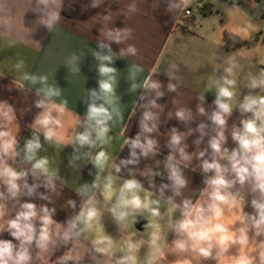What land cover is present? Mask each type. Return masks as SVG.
Masks as SVG:
<instances>
[{"label":"clouds","instance_id":"1","mask_svg":"<svg viewBox=\"0 0 264 264\" xmlns=\"http://www.w3.org/2000/svg\"><path fill=\"white\" fill-rule=\"evenodd\" d=\"M191 3L167 0L166 10L177 20L185 12L191 15ZM104 4L105 0H91L89 7ZM63 8L64 0H30L21 21L28 40L41 46L31 38L36 29L24 27L25 12L30 10L37 16L36 26L54 33L61 26ZM105 11L103 19L108 27L100 30L104 38L99 39L98 50L89 49L97 62L98 88L86 91L82 98L86 105L83 117L69 112L55 73L26 71L23 58L12 65L13 85L25 96L34 89V107L40 111L28 125L30 138L20 146L17 110L0 101V235L6 232L12 238H0V264H83L86 255L90 264H160L161 260L167 264H221L225 258L226 264H264V57H255L259 70L247 72L243 85L247 92L242 94L236 78L241 68L236 55L218 51L224 44L221 33L210 62L226 66L214 69L212 78L195 96V112L187 106L178 107L164 120L161 114L166 105L157 101L166 93L165 86L154 79L159 74L157 69L144 76L142 63L128 64L127 91H141L131 102L127 119L131 121L137 110L141 114L138 132L134 137L126 136L120 148L127 146L129 155L118 159L109 151L114 140L111 133L122 125L120 135H125L129 124L117 94L120 73L113 64L117 59L142 57L135 44L127 43L134 38V29L109 27L112 11ZM139 11L138 0H132L120 14L127 24ZM223 11L230 22L241 7L232 0L231 7L223 5ZM196 19L202 18L198 14ZM219 19L216 16L217 22ZM262 30L264 22L245 19L230 37L233 44L237 38L251 41ZM0 39L6 40L8 47L28 42L18 27L16 0H0ZM112 42L124 45L119 53L113 51ZM84 57L76 52L66 57L63 65L70 75L81 74ZM179 70L175 61L170 62L167 92L178 94L182 83ZM209 92L215 96L211 111L204 106ZM176 103L173 99V106ZM234 110L240 114L239 124L229 125ZM22 111H31V106ZM66 114L74 117L67 129L62 119ZM173 117L186 131L172 126L162 133L161 124ZM195 121L199 122L193 128ZM194 133L198 136L192 140L195 150L190 152L187 141ZM161 136L166 137L163 146L169 150L162 160L157 159ZM229 137L234 147L227 146ZM46 145L62 149L71 146L70 169L79 171L88 164L95 169L89 172L94 179L75 190L79 204L75 199L65 200L63 208L72 211L64 222L54 217L66 186L58 170L51 168V158L41 155L48 151ZM142 161L151 163L141 168ZM189 169L199 171L203 187L192 189V195L185 197ZM157 177L161 178L159 184ZM37 199L44 203H36ZM106 215L117 227L118 238L106 232ZM141 220L146 221L143 232L134 227ZM169 233L174 237L170 242ZM142 247L147 249L143 256ZM62 248L66 250L55 256ZM169 254L175 259L167 260Z\"/></svg>","mask_w":264,"mask_h":264},{"label":"crops","instance_id":"2","mask_svg":"<svg viewBox=\"0 0 264 264\" xmlns=\"http://www.w3.org/2000/svg\"><path fill=\"white\" fill-rule=\"evenodd\" d=\"M243 1L245 0L236 1L241 7V11L233 15L229 22L227 14L223 11V5L231 7L232 0H192L190 9L192 10L193 6L198 7L202 11L204 19L198 24L193 15L194 26L189 31H185L178 29L179 19H174L175 14L166 10L167 0H138L140 11L130 16L127 24L126 17L120 13L126 11V6L132 0H105V4L98 8L89 7L91 0H64V8L61 12L63 20L61 21L59 30L54 33H50L44 26H36L35 20L37 16L30 10L25 12L24 27L36 29L31 34V38L40 43L41 46H37L28 40V32L23 28L21 23L24 11L30 6V0H16L18 27L28 42L17 43L14 47H8L7 41L0 39V101H7L17 110V121L20 125L18 137L20 146L23 145L24 139L30 138L31 131L28 125L40 110L34 107L36 99L34 89L25 96L24 92H21L13 85L15 73L12 70V65L16 63L18 58H23L27 64L26 71L33 73L38 71L55 73L54 78L57 85L64 89L63 97L68 100L69 112H75L83 117L86 113V105L82 98L86 96V91L98 88L97 62L92 57L89 49L98 50V41L104 38L100 34V30L103 27L105 29L108 27V23L103 19V15L107 14L106 8L112 11L113 21L109 27L124 28L128 26L134 29V38L127 43L135 44L140 50V57H142V59L139 57L117 59L113 64L120 73L117 94L121 96V102L126 109L125 123L129 124L125 135H120L122 125H117L111 133L114 140L112 148L109 151L113 156L116 155L118 159L126 158L129 155L127 146L123 150H120L124 139L126 136L134 137L139 130L138 120L141 114L139 110H137V114L132 117L131 121L127 119L131 111V102L134 99H138L141 91L138 90L135 94L128 93L127 91L130 87V82L127 80V67L133 61L143 64L145 68L144 76H147L152 68H156L159 73L154 75V79L159 80L165 86L163 90L166 93L164 97L157 101L160 104L166 105L164 114H161L162 120L167 118L166 116L169 111L174 115L178 107L187 106L195 112L198 103L195 96L203 89L208 80L212 78L214 69H222V67L226 66L210 62L212 53L218 48L217 42L222 33L224 44L218 51L225 55L231 53L236 55L241 65L236 76L239 91H242V94L246 93L247 90L243 88V85L246 82L247 72L258 71L260 66L255 64V57H264V30L254 34L251 41H242L246 44L240 47L227 45L224 35L226 34L230 37L233 31L245 19H254L258 23L264 22V0H258V2L250 4V6L244 5ZM218 3L220 7H217ZM216 16L220 17L218 22ZM256 45L258 47H255ZM123 46V44L111 43V47L116 53H119L120 48ZM72 52L85 54L84 59L80 63V75H70L67 67L63 65L66 57ZM172 61H175L179 65L180 70L177 75L182 77L178 94L167 92L166 90V85L169 82L166 72ZM9 71H13V73ZM205 96L206 102L204 106L206 110L211 111L214 107L212 104L215 98L214 93L209 92ZM240 98L238 95L237 99ZM173 99L177 101L175 106L172 104ZM30 106L31 111H22ZM62 119L67 129L70 127L74 117L66 114ZM239 119L240 114L238 110H234L233 115L229 118V125L232 123L239 124ZM198 122H193L191 127L195 128ZM172 126H176L181 131H186L184 125L174 117L168 120L167 124H161L160 130L162 133H166ZM12 127L15 130V125ZM197 136L198 133H194L188 138V150L190 152L195 150L192 140ZM165 140L166 137H160L161 153L157 156V159L162 160L169 151L163 146ZM227 146L229 148L235 146L230 137ZM46 147L48 151L42 152L41 155H47L51 158V168L58 170V175L66 186L63 189L62 197L57 201V213L54 217L58 222H64L72 211L71 209L63 208L65 200L68 198L75 199L77 204H79L80 198L75 190L81 184L85 182L90 183L94 179V176L89 175V172L94 173L95 169L91 164L82 165L79 171L70 169L68 167V158L73 151L71 146H67L64 149L47 145ZM146 163H151V161H142L140 167L143 168ZM186 174L190 179V185L189 188L184 190V196L189 197L192 195V189L203 187L202 176L199 171L192 172L190 169L187 170ZM160 182L161 178L157 177L156 183L159 184ZM40 191L45 190L41 188ZM35 202L38 204L44 203L38 199ZM245 210L251 211L250 208H246ZM144 223L146 221L141 220L134 227L137 231L143 232ZM104 224L106 232L114 238H118V229L107 215L104 218ZM0 238L12 239L6 232L0 235ZM173 238V235L169 233L167 237L168 241L170 242ZM64 250L66 249L62 248L55 253V256L61 255ZM146 251L147 249L142 247L140 255L143 256ZM55 256L53 259H55ZM166 259L173 260L175 257L169 254ZM83 264H90L87 255ZM160 264H167V261L161 260ZM209 264H215V262H209ZM221 264H226V258Z\"/></svg>","mask_w":264,"mask_h":264},{"label":"built area","instance_id":"3","mask_svg":"<svg viewBox=\"0 0 264 264\" xmlns=\"http://www.w3.org/2000/svg\"><path fill=\"white\" fill-rule=\"evenodd\" d=\"M189 11L191 12V15H188L187 12H185L179 18L178 29L189 31L194 26V22L192 20L193 13L191 9H189ZM189 26H191V28Z\"/></svg>","mask_w":264,"mask_h":264},{"label":"trees","instance_id":"4","mask_svg":"<svg viewBox=\"0 0 264 264\" xmlns=\"http://www.w3.org/2000/svg\"><path fill=\"white\" fill-rule=\"evenodd\" d=\"M236 1H239V0H236ZM256 2H258V0H245V1H243V4L246 5V6H250V4H254ZM224 39H225L227 45L232 46V47H240V46H243V45L246 44L245 42H242L239 39H237L236 43L233 44V41H232L231 37H229L226 34L224 35Z\"/></svg>","mask_w":264,"mask_h":264},{"label":"rangeland","instance_id":"5","mask_svg":"<svg viewBox=\"0 0 264 264\" xmlns=\"http://www.w3.org/2000/svg\"><path fill=\"white\" fill-rule=\"evenodd\" d=\"M192 11H193V15L195 17L196 23H198V24L201 23L204 19L202 11L196 6H193ZM198 14L201 16L202 19H200V20L196 19Z\"/></svg>","mask_w":264,"mask_h":264}]
</instances>
